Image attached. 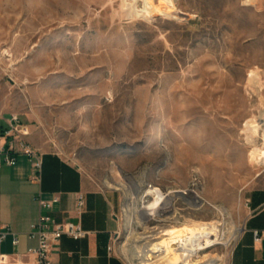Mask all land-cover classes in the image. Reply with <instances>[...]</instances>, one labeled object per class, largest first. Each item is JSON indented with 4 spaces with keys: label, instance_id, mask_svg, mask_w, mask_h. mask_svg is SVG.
<instances>
[{
    "label": "rangeland",
    "instance_id": "obj_1",
    "mask_svg": "<svg viewBox=\"0 0 264 264\" xmlns=\"http://www.w3.org/2000/svg\"><path fill=\"white\" fill-rule=\"evenodd\" d=\"M166 2L173 15L149 14L147 0H0V110L117 191L113 244L128 264L139 260L124 245L143 227L204 220L223 234L199 254L229 264L241 233L230 230L264 187L245 126L264 109V0ZM153 187L163 215L140 201Z\"/></svg>",
    "mask_w": 264,
    "mask_h": 264
},
{
    "label": "crops",
    "instance_id": "obj_2",
    "mask_svg": "<svg viewBox=\"0 0 264 264\" xmlns=\"http://www.w3.org/2000/svg\"><path fill=\"white\" fill-rule=\"evenodd\" d=\"M10 114L8 110H0V130L7 127ZM28 139L40 147L31 134ZM40 151L43 156L40 180L33 178V166L27 154H18L13 165L0 166V228L11 227L19 240L14 244L13 234L9 233L0 243L6 264H35V254L29 249L38 241L28 231L32 222L45 213L59 220L81 222L89 230L78 239L64 234L51 254L52 264H128L121 253L110 249L119 225L117 210L121 203L117 191L90 182L81 168L60 152ZM80 191L86 195V204L79 215L76 198ZM56 194L60 199L51 209L41 207L39 197L52 199ZM248 201L249 214L229 264H264V241L255 242L253 234L254 228H264V187L252 189Z\"/></svg>",
    "mask_w": 264,
    "mask_h": 264
},
{
    "label": "bare ground",
    "instance_id": "obj_3",
    "mask_svg": "<svg viewBox=\"0 0 264 264\" xmlns=\"http://www.w3.org/2000/svg\"><path fill=\"white\" fill-rule=\"evenodd\" d=\"M147 1L149 14L173 15L172 10L175 9L174 4L170 5L166 0H163L160 4L155 3L154 0ZM4 51L8 54L7 50ZM257 74L258 72L254 70L250 78L257 76ZM245 126L247 127L246 132L248 133L246 137L247 142L257 148H261L260 157L264 161V143L261 147L257 145V136L260 135L261 130H264V109L261 110L259 116L254 115L249 118ZM106 181L112 186L109 180ZM126 183L125 181H121V186L116 187L128 190L129 186ZM147 195H152L154 198L152 199L153 201L143 196L140 197V201L143 203V207L152 208L154 212L149 214H165V210L164 212L160 210L166 198L162 189L157 187L150 188ZM220 210L222 213H225V206H221ZM175 217L176 215L167 216L164 220L174 218L177 221ZM221 225V221L204 220L192 225L159 223L147 228L143 227L140 233L135 232L130 236L124 245V250L129 252L135 259H138V264H217L218 258L216 254L206 252L201 255L199 252L206 250L219 241L223 234ZM242 230L243 227H234L230 230L231 236L235 237Z\"/></svg>",
    "mask_w": 264,
    "mask_h": 264
},
{
    "label": "built area",
    "instance_id": "obj_4",
    "mask_svg": "<svg viewBox=\"0 0 264 264\" xmlns=\"http://www.w3.org/2000/svg\"><path fill=\"white\" fill-rule=\"evenodd\" d=\"M31 133L30 125L22 120L19 114L12 113L8 119L6 128L0 130V166L2 164L13 165L17 162V155L27 154L33 166V178L41 179L43 168L42 152L35 147L28 139ZM60 199L55 195L52 199L39 197L41 207L51 209L53 203ZM76 209L80 215L86 204V195L80 191L77 193ZM9 233L13 234V243H18V237L11 227L3 226L0 228V243ZM89 233L81 222L71 220H59L51 213L41 214L38 220L32 222L28 234L31 238H36L38 243L29 250L35 254V264H52L51 254L59 243L61 237L67 234L73 238H82ZM255 242L264 241V228L253 229ZM114 250V245L110 246ZM6 254L0 251V264H6Z\"/></svg>",
    "mask_w": 264,
    "mask_h": 264
}]
</instances>
